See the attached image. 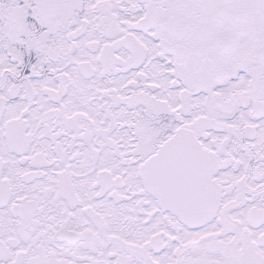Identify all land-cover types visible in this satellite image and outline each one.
Returning <instances> with one entry per match:
<instances>
[{
    "label": "snow or ice",
    "instance_id": "6c2138e0",
    "mask_svg": "<svg viewBox=\"0 0 264 264\" xmlns=\"http://www.w3.org/2000/svg\"><path fill=\"white\" fill-rule=\"evenodd\" d=\"M0 264H264V0H0Z\"/></svg>",
    "mask_w": 264,
    "mask_h": 264
}]
</instances>
